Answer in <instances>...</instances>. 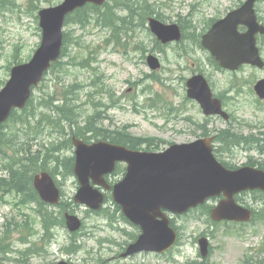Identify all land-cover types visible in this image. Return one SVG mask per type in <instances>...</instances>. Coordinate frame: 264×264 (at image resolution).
I'll use <instances>...</instances> for the list:
<instances>
[{"label": "rangeland", "instance_id": "374dc122", "mask_svg": "<svg viewBox=\"0 0 264 264\" xmlns=\"http://www.w3.org/2000/svg\"><path fill=\"white\" fill-rule=\"evenodd\" d=\"M246 0H149L165 18L166 24L176 23L178 16L193 13L196 17L195 25L199 24V32H194V41L206 29L213 18H222L228 12L240 7ZM62 0H0V90L10 78V68L17 63L28 62L39 47L42 31L39 28L38 13L41 9L53 7ZM111 3L100 8L101 12L111 9ZM121 6V5H116ZM142 9L130 14V19L137 21L138 30H142L143 16L154 10V7L143 1ZM258 16L264 23V2L256 6ZM90 12V9L88 10ZM98 22L89 13L85 23L72 17L64 28L66 37V53L40 85L35 97L48 92L50 97L43 103L34 98L35 106L17 116L0 130L3 142L0 143V177L6 181L9 171L22 172L23 167L32 158L35 150H41L44 145L59 150L57 156L65 160L73 156L74 149L69 147V133L77 131L78 127L85 128L90 117L99 116L98 127H105L111 131L126 127L134 137L153 139L142 149L164 151L172 143H189L198 139V135L209 132L215 136L219 130L233 128L239 131L236 143L230 144L226 151L221 152L223 160L233 166H243L252 157L255 161L264 160L254 149V142L250 136L264 133V101H259L253 91L257 78H264V71L245 67L237 73L218 70L209 55L204 52L199 43L191 41L192 57L180 59L176 63L174 47L166 48L165 53L153 42L154 36L144 32L130 33L122 38V44H117L113 34L101 29ZM123 26L121 32H126ZM144 43L143 47L140 43ZM262 57L264 59V37L259 38ZM154 52L163 67L153 72L147 65V57ZM148 51H147V50ZM147 51V52H146ZM95 58V60H94ZM91 67L87 68L86 65ZM97 68V69H94ZM66 71L58 77V72ZM204 72L210 79L216 95H222L226 101V110L233 115L231 123L218 117L206 118L198 104L185 100V80L194 73ZM193 73V74H192ZM152 75V77H148ZM69 86L65 90H56L62 86ZM67 99L68 105L74 108L77 123L64 122L60 119L56 124L40 130L38 144L30 142L25 126L29 123L37 124L43 110L48 116L57 119V114L48 108L50 104H63ZM173 104V105H172ZM48 110V111H47ZM106 118L101 122L100 118ZM95 122L93 121V124ZM104 124V125H103ZM93 135L96 132L93 128ZM31 134V132L29 133ZM197 135V136H196ZM242 138V140L240 139ZM10 140L12 145L6 143ZM243 143L250 146V151L242 147ZM30 144V145H29ZM240 145V147H238ZM216 146L219 143L216 142ZM237 146V147H236ZM232 150V151H231ZM21 158V159H20ZM56 167V161L51 163ZM69 165L59 167L58 180L63 184V199L59 208L30 205L25 208L15 206L18 193L6 197V202L0 205V225L3 234L13 232V221L23 223L28 233L31 230L40 231L38 237L32 238L31 243L19 240V233L13 234V250L10 254L12 262L6 264H54L60 261L82 264L93 250L91 257L104 252L108 259L114 252L120 251L139 234L136 228L128 225L119 214L113 210L112 201L105 211L92 213L85 207L78 206L73 198L78 191L76 179L69 176ZM34 174V173H32ZM121 177H116L117 182ZM3 182V181H0ZM5 185H0V195L3 196ZM71 211L84 219L85 227L75 238H72L62 222V213ZM47 213H52L58 226L53 227L55 238L51 243H42L39 239L44 236L41 223ZM25 214V216L23 215ZM201 211L190 216L179 218L177 225L181 228L179 246L175 247L165 258L155 255H142L137 258L139 263L149 264H188L200 261L197 237L207 231L214 234L211 225L204 221ZM114 217L117 221H112ZM13 223V224H12ZM55 230V231H54ZM227 232V233H226ZM40 237V238H39ZM212 242L213 254L208 264H249L259 257L256 255L264 242V225L258 221L252 226L241 228L227 226L219 228ZM218 238V239H217ZM49 240V239H47ZM52 240V239H51ZM82 245L83 250L78 254L68 248L73 241ZM33 244L36 254L28 253ZM102 248V249H100ZM256 251H252V250ZM0 252L2 250L0 249ZM261 258L264 259V256Z\"/></svg>", "mask_w": 264, "mask_h": 264}, {"label": "water", "instance_id": "95a60500", "mask_svg": "<svg viewBox=\"0 0 264 264\" xmlns=\"http://www.w3.org/2000/svg\"><path fill=\"white\" fill-rule=\"evenodd\" d=\"M106 0H64L59 6L44 9L39 13L42 29V44L28 64L15 67L12 77L0 93V125L11 115L14 108L22 109L31 96V89L43 79L52 62H56L62 50L63 27L66 17L77 8L87 4L102 5ZM257 0H248L239 10L231 13L225 20L219 21L203 37V46L207 48L220 65L229 70H237L243 64L260 68L264 62L256 45V34L264 33L257 23L254 6ZM249 27L241 34L239 25ZM152 31L162 43L180 41L177 26H166L151 19ZM153 70L160 68V62L154 56L148 58ZM189 96L196 99L207 115L221 114V101L213 99L207 81L202 76L194 77L189 83ZM261 98H264V81L256 86ZM209 143V141H206ZM76 147L75 173L82 185L76 201L95 210H100L104 197L90 186L104 185L103 176L114 171L117 162L128 164L126 178L115 187L114 200L123 208L124 214L132 222L143 228L144 234L136 245L131 246L127 254L150 250L158 246L166 250L174 243L175 235L168 228L164 230L165 218L162 209L177 213L187 212L190 208L203 203L206 198L224 193L228 198L214 211V219L249 221L250 211H241L233 196L244 190H264V172L244 167L237 171H228L216 161L212 149L204 141L193 144L174 145L160 154H151L127 149L123 146L99 142L88 145L74 140ZM34 186L43 201L58 203L60 192L48 173L35 178ZM71 232L81 227L75 216L66 215ZM168 222L166 221V226ZM150 226H154L151 228ZM202 253L208 254V242L201 241ZM66 264V263H60Z\"/></svg>", "mask_w": 264, "mask_h": 264}, {"label": "trees", "instance_id": "16d2710c", "mask_svg": "<svg viewBox=\"0 0 264 264\" xmlns=\"http://www.w3.org/2000/svg\"><path fill=\"white\" fill-rule=\"evenodd\" d=\"M117 2L118 1L116 0L114 2V5H116ZM122 4L133 14L136 13L137 10L142 9L143 7L140 5L139 1L133 2L131 0H126V1H123ZM89 9H90V12L88 11ZM89 13L92 14V17H94L98 22H101V24L106 23L112 18L111 9H108L106 12H101L100 8L96 6H90L87 8L80 9L72 17H74L77 21L81 23H85L89 19ZM145 15L143 16V20L145 19ZM67 40L68 39L66 37L65 48H67L66 47ZM54 107H55L58 120L63 119L65 122H70L74 124L77 123L74 108L68 105L67 99L65 102H63V104L55 105ZM93 121L95 122L94 124H93ZM98 123H99V114H97L96 116L90 117L88 120V124L85 128L78 127L77 131L72 130V132L76 134L78 137H85L89 129L93 128V130L96 132L95 136H97L98 133L101 131L100 128H98L97 126ZM228 136L229 138H227L226 140L228 144L236 143V139L239 138V135H236V134L234 136L229 134ZM250 138L252 141H256V143L259 145L260 147L259 152L264 153V139L257 141V139H255L254 136H251ZM240 139L242 140V138ZM115 143L123 144V145H130L132 148H135V146L132 144V143H135L133 141L127 142L119 138L118 140L115 141ZM58 152L59 150H57V147L52 145V148H47L45 150L43 157H41V154L37 153L32 158L28 159V162L23 167L22 172L11 171L10 180L7 182L3 180V182H0V185H4V183H6L5 185L9 189H13L19 192H26V193L29 192V194H33L37 196L32 187L33 177H31L30 173L40 172L42 170H48L50 172H57L59 167L68 166L70 163V158H66L65 160L61 161L59 156L56 155L58 154ZM53 160L56 161V167H52L50 164Z\"/></svg>", "mask_w": 264, "mask_h": 264}, {"label": "flooded vegetation", "instance_id": "af4514ba", "mask_svg": "<svg viewBox=\"0 0 264 264\" xmlns=\"http://www.w3.org/2000/svg\"><path fill=\"white\" fill-rule=\"evenodd\" d=\"M106 131L108 133H116V134H119L120 131L119 130H114V131H111V130H108L106 129ZM263 197H264V194H261ZM249 194L248 193H242L240 195H238V203L242 206H245V207H248L250 208V206L252 205V201L251 199L249 198ZM216 201L219 200V199H215ZM263 206V205H262ZM254 212V211H253ZM219 224V223H217ZM213 228L215 229V226H213ZM256 251V250H254ZM259 253L256 255L257 257H259L255 262H251L252 264H264V259L261 258L262 256H264V247L261 248L260 250H258ZM253 258H249V261L252 260Z\"/></svg>", "mask_w": 264, "mask_h": 264}, {"label": "bare ground", "instance_id": "6f19581e", "mask_svg": "<svg viewBox=\"0 0 264 264\" xmlns=\"http://www.w3.org/2000/svg\"><path fill=\"white\" fill-rule=\"evenodd\" d=\"M48 111V110H47Z\"/></svg>", "mask_w": 264, "mask_h": 264}]
</instances>
